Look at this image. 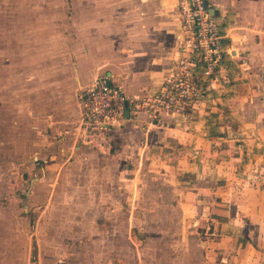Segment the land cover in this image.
I'll use <instances>...</instances> for the list:
<instances>
[{
    "label": "rangeland",
    "instance_id": "374dc122",
    "mask_svg": "<svg viewBox=\"0 0 264 264\" xmlns=\"http://www.w3.org/2000/svg\"><path fill=\"white\" fill-rule=\"evenodd\" d=\"M84 1L0 0V264H264L263 242L257 247L246 237L222 242L219 223L215 229L210 224L213 214L229 219L233 207L239 214L231 219L235 227L248 220L240 206L255 182L252 174L261 168L251 167L255 160L249 154H242V161L229 159L236 152L232 143L201 141L203 169L224 181L199 185L200 202L177 194L197 189L193 169L187 171L189 182L176 188L167 180V169L120 168L113 161L114 146L108 157L68 150L67 130H87L79 124L80 116L75 122L76 87L78 79L84 82L93 75L90 65L96 59L85 55L76 36L87 32ZM174 50L173 45L172 57ZM226 79L204 89L203 102L174 118L161 114L156 123L161 120L165 126L166 120L173 124L194 114L213 116L215 85ZM238 90L244 96L248 92L244 85ZM240 98L239 103L217 106L220 120L230 128L251 125L263 131L264 119L252 121L247 115L264 112L261 106ZM70 116L74 124L66 121ZM212 123L207 124L209 131ZM254 135L260 140L255 137L253 144L264 143V136ZM97 136L92 135L102 140ZM240 143L248 151L252 146ZM152 156L165 161L169 152ZM193 156H187L191 163L197 159Z\"/></svg>",
    "mask_w": 264,
    "mask_h": 264
},
{
    "label": "crops",
    "instance_id": "0c3cea01",
    "mask_svg": "<svg viewBox=\"0 0 264 264\" xmlns=\"http://www.w3.org/2000/svg\"><path fill=\"white\" fill-rule=\"evenodd\" d=\"M83 5H86L87 11L86 21L83 22L87 32L82 35L81 32H77L76 36L83 41L85 55L88 58L93 55L96 59L90 65L93 75L88 79L83 78L84 82L81 79L77 81L76 123L80 116L77 92L99 75L121 86L132 96H148L157 92L170 67L174 34L179 26L175 0H85ZM209 5L211 13L221 19L222 33L233 55L226 63L227 79L214 88L212 101L216 104V111L213 116L206 118L194 114L189 119L175 120L173 124L166 120L165 126H161V120L158 123L147 124L142 116L138 122L136 119L127 120L121 126L103 131L74 127L67 130L70 144L67 147L71 154L76 150L93 153V156L108 157L110 147L114 146L115 157L118 158L113 157V161H119L120 168L127 170L133 168V172L151 168H155V171L167 169L169 170L167 180L175 187L181 182L187 184L189 181H186V178H191L187 171L193 169L196 172L192 178L195 179L198 189L199 185H216L217 182L224 181L210 174L208 176L203 169L205 158L201 156L203 152L201 148L204 147L201 146V141L232 143L231 147L236 152L229 159L242 161L244 159H240V156L249 154L255 160L251 167L261 168V171L252 174L253 178H256L255 182L247 192L244 205L240 206V209H245L242 213L248 220L245 224L237 223L242 227H235L231 219L239 218V214L236 207H233V213L230 216L228 214L230 220L222 221L213 214L209 216L210 224L215 229L219 223L218 235L222 242L246 237L253 247H257L259 242L264 243V143L261 141V144L258 142L253 144L252 141L256 140L255 137L258 138L254 135L255 132L262 137L264 130L254 131L251 125L243 126L245 128H230L231 125L229 127L224 125L225 121L220 120L222 111H219L220 107L217 109V106L228 102L239 103L241 100L238 99L242 97L244 104L249 103L255 108L261 106L259 109L264 111V0H209ZM241 85L247 88L245 96L238 90ZM228 91L229 94H226ZM247 115L252 121L264 119V112L257 115L249 112ZM232 120L234 121L233 118ZM66 121L74 124L71 116ZM211 122L214 125L209 131L207 124ZM51 123L53 122H47V125L51 127L53 125ZM242 129L245 130L239 132ZM93 134L102 137V140H95ZM243 134L246 138L239 137ZM225 136L233 138L225 140L223 139ZM241 141H249L252 145L249 148L250 152L240 143ZM213 148L218 151L215 145ZM159 151H163L164 154L169 152V159L152 160L153 152L157 154ZM190 153L194 155L193 157L197 156L192 163L187 157ZM219 158L222 156L219 155ZM247 165L250 164L246 163ZM244 166L245 164H239V168ZM215 172L219 175L222 171ZM157 176L161 178L163 175ZM136 179L137 175L132 181L135 183ZM197 189H193V192L183 189L177 194L180 193L181 198L200 202L203 196ZM175 197L173 194L174 199ZM238 231L247 233V236L237 234ZM260 247L264 248V244Z\"/></svg>",
    "mask_w": 264,
    "mask_h": 264
},
{
    "label": "built area",
    "instance_id": "2783aa9c",
    "mask_svg": "<svg viewBox=\"0 0 264 264\" xmlns=\"http://www.w3.org/2000/svg\"><path fill=\"white\" fill-rule=\"evenodd\" d=\"M179 26L174 34L172 64L160 89L148 96H132L101 76L77 92L80 125L103 131L127 120L144 117L156 123L161 114L175 116L203 102V90L218 78H226L231 54L221 19L210 11L209 0H175ZM128 111L127 116L125 112Z\"/></svg>",
    "mask_w": 264,
    "mask_h": 264
},
{
    "label": "water",
    "instance_id": "95a60500",
    "mask_svg": "<svg viewBox=\"0 0 264 264\" xmlns=\"http://www.w3.org/2000/svg\"><path fill=\"white\" fill-rule=\"evenodd\" d=\"M127 114H128V111L125 112V116H127Z\"/></svg>",
    "mask_w": 264,
    "mask_h": 264
}]
</instances>
